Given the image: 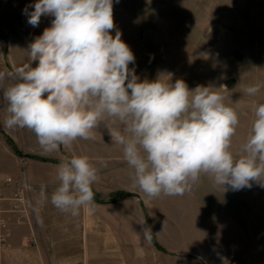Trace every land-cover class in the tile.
Returning <instances> with one entry per match:
<instances>
[{
	"label": "clouds",
	"instance_id": "9594fccd",
	"mask_svg": "<svg viewBox=\"0 0 264 264\" xmlns=\"http://www.w3.org/2000/svg\"><path fill=\"white\" fill-rule=\"evenodd\" d=\"M24 13L32 27L42 16L53 19L30 43L29 62L13 74L0 71L7 127L27 128L45 151H54L93 139L105 116L116 117L124 127L110 131L112 140L123 146L134 186L150 198L184 195L201 175L222 189L251 188L253 181L264 187V102L254 107L247 139L234 153L239 117L222 94L205 86L190 90L170 74L141 80L129 67L134 53L119 30L111 34L113 0H36ZM260 88L250 85L246 92ZM99 178L88 156L65 158L51 203L78 215L93 203ZM143 234L151 242V229Z\"/></svg>",
	"mask_w": 264,
	"mask_h": 264
},
{
	"label": "rangeland",
	"instance_id": "374dc122",
	"mask_svg": "<svg viewBox=\"0 0 264 264\" xmlns=\"http://www.w3.org/2000/svg\"><path fill=\"white\" fill-rule=\"evenodd\" d=\"M35 2L0 0V71L13 74L17 67L29 62L30 43L51 26L50 16H42L38 27L28 24L24 9ZM113 18L115 28L111 34L121 32V39L135 56V63L129 67L135 68L141 80L170 74L173 83L182 79L190 90L212 87L224 96V103L233 107L239 117L232 138V151L238 153L251 129L254 107L264 102V0H113ZM254 84L261 85L260 91L249 95L246 89ZM246 191V195L233 196L246 206V211L232 215L238 218L240 214L248 224L257 225L261 234L247 243L246 259L180 260L157 240V244L151 240L152 244H129L125 250L133 252V257L113 263L264 264V187L253 181ZM230 201L234 202L225 199V203ZM33 207L40 221L33 223L31 233L38 240L36 247L40 237L46 241V249L39 246L44 251V264L96 263L84 258L94 251V212L83 211L82 207L78 215L72 216L51 202L46 204L44 198Z\"/></svg>",
	"mask_w": 264,
	"mask_h": 264
},
{
	"label": "crops",
	"instance_id": "0c3cea01",
	"mask_svg": "<svg viewBox=\"0 0 264 264\" xmlns=\"http://www.w3.org/2000/svg\"><path fill=\"white\" fill-rule=\"evenodd\" d=\"M8 82H12L11 76ZM2 96L0 90V99ZM8 115L6 103H0V185L7 177L21 180L26 173L35 187L33 203L44 198L49 205L59 183L57 165L65 158L88 156L98 169L100 178L92 187L100 201L94 199L91 205L83 207V211L94 212V251L92 256L84 258L95 260V264L129 261L133 257V252L125 250L129 249V244H152L144 237L145 228H150L157 242L180 260H244L247 243L261 237L257 225L248 224L240 214L238 218L232 215L246 211L239 198L233 197L246 195V187L232 191L225 185L222 189L209 176L201 175L184 195L162 194L150 198L134 186V169L124 158L123 146L115 143L110 135V131H121L124 127L116 117L105 116L93 130V139L78 138L69 146L60 145L54 151H45L32 131L7 127ZM120 192L132 196L114 202ZM226 198L234 202L225 203ZM39 218L36 211L33 223H38ZM84 222L86 228L87 219ZM31 235V227L14 225L10 247L0 254V264H44V251L39 246L45 248L46 241L40 237V245L36 247L38 240L36 238L37 243L33 244ZM84 236L87 244L86 231ZM205 251L210 255H205Z\"/></svg>",
	"mask_w": 264,
	"mask_h": 264
},
{
	"label": "built area",
	"instance_id": "2783aa9c",
	"mask_svg": "<svg viewBox=\"0 0 264 264\" xmlns=\"http://www.w3.org/2000/svg\"><path fill=\"white\" fill-rule=\"evenodd\" d=\"M35 187L28 181L26 173L21 180L7 177L0 185V254L10 247L12 227L26 225L32 227L35 209L32 193ZM32 243L36 237L31 235Z\"/></svg>",
	"mask_w": 264,
	"mask_h": 264
},
{
	"label": "trees",
	"instance_id": "16d2710c",
	"mask_svg": "<svg viewBox=\"0 0 264 264\" xmlns=\"http://www.w3.org/2000/svg\"><path fill=\"white\" fill-rule=\"evenodd\" d=\"M11 144L13 145L12 142H11ZM13 148H14V150H15L16 153L20 154V152L17 150V148H16L15 146H13ZM93 192H94V191H93ZM129 196H132V194H127V193H124V192H120V193H117V194L115 195L113 201H114V202H115V201H119V200H121V199H123V198H126V197H129ZM94 199H96V201L98 200V198L96 197L95 193H94ZM152 241L155 242V243L157 244L156 239H155V237H154L153 234H152Z\"/></svg>",
	"mask_w": 264,
	"mask_h": 264
}]
</instances>
